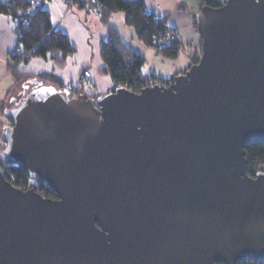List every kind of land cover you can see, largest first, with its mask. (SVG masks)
<instances>
[{"label": "water", "instance_id": "95a60500", "mask_svg": "<svg viewBox=\"0 0 264 264\" xmlns=\"http://www.w3.org/2000/svg\"><path fill=\"white\" fill-rule=\"evenodd\" d=\"M201 55L170 84L72 94L35 77L5 114L0 264H237L264 260V0L196 15Z\"/></svg>", "mask_w": 264, "mask_h": 264}, {"label": "trees", "instance_id": "16d2710c", "mask_svg": "<svg viewBox=\"0 0 264 264\" xmlns=\"http://www.w3.org/2000/svg\"><path fill=\"white\" fill-rule=\"evenodd\" d=\"M48 1L0 0V13L10 15L16 20L17 42L24 47L23 52H13L15 63L22 59V62H24L31 56L39 55L50 57L57 66L64 67L68 58L74 53L75 47L69 35L63 29L54 26L52 15L48 8ZM69 1H72V4L79 8L95 7L96 11L100 13L102 22L107 26L108 36L101 46L104 66L100 69V72L110 75L114 81V86L110 90H114L118 86H126L133 91H140L151 85L150 80L153 83H155V80L157 81L158 78L155 75H150L144 70L145 56L121 38L118 29L110 25V19L115 12L123 11L126 23L135 29L138 37L143 42L153 47L155 45L152 40L155 37H161L168 31L173 30L169 28L165 19H161L159 18L160 16L149 11L144 0ZM202 5L218 7L221 2L219 0H205ZM163 53L168 57L177 58L181 53L177 41L163 49ZM199 57L193 58L189 66L197 62ZM186 69L168 78L161 79V83L167 85L172 83L175 75L184 72ZM13 72L18 77L17 80L24 85L35 77L45 82L54 83L60 88L66 85L58 75L50 72H23V74L27 75L25 79L20 78L22 72L18 68H14ZM89 86L81 82L71 90L72 94L87 93L90 96L97 97L100 93L90 92L87 88ZM4 111L6 112V110ZM8 119L11 122L9 117ZM245 148L249 158V173L255 176L258 171H264V141L247 144ZM0 165L9 170L8 178L13 176L19 183L28 184L30 182L36 190H40L47 197H57L56 192L49 184L39 177H31L24 166L2 159H0ZM237 264H264V260L243 258Z\"/></svg>", "mask_w": 264, "mask_h": 264}, {"label": "crops", "instance_id": "0c3cea01", "mask_svg": "<svg viewBox=\"0 0 264 264\" xmlns=\"http://www.w3.org/2000/svg\"><path fill=\"white\" fill-rule=\"evenodd\" d=\"M149 11L164 18L169 28L179 31L177 44L181 53L171 58L153 46L143 42L135 29L126 23L125 13L115 12L110 25L116 27L121 38L132 45L146 58L144 70L150 75L168 78L186 69L193 58L201 55L202 38L196 27V15L202 8V0H144ZM224 2L225 0H219ZM52 21L56 28L63 29L75 47L64 67L57 66L50 57L34 55L20 62V78L23 72H50L58 75L65 84H80L85 68L92 72L94 83L90 85L94 93L109 91L114 86L111 76L100 72L104 66L101 52L102 42L108 36L107 26L102 22L95 7L79 8L69 0H52L48 4ZM17 44L16 20L0 13V142L3 141L4 125L10 121L4 110L13 107L24 91V84L17 80L12 65L14 47ZM14 101V102H13Z\"/></svg>", "mask_w": 264, "mask_h": 264}, {"label": "built area", "instance_id": "2783aa9c", "mask_svg": "<svg viewBox=\"0 0 264 264\" xmlns=\"http://www.w3.org/2000/svg\"><path fill=\"white\" fill-rule=\"evenodd\" d=\"M52 0H49L48 3H50ZM205 0H202V2H204ZM70 3L72 4L73 2L70 1ZM98 13V16L100 17V13ZM161 19H164L162 17H159ZM18 36V34H17ZM179 37V31L178 30H170L168 31L165 35L161 36V37H155L152 42L153 44L155 45V47L158 49V50H163L169 46H171L173 43H175L177 41ZM24 51V47L21 43H18L15 45L14 47V52H23ZM27 56V55H25ZM23 59L21 61H19L18 63L22 62ZM81 82L86 84V85H92V73H91V70L90 69H87L85 68L82 72V75H81ZM157 82V81H156ZM159 82V81H158ZM155 83H153V81L151 82V85H153ZM76 85L72 84V83H68L66 84V87L68 89H73ZM7 146V142L6 141H1L0 142V150L2 149H5ZM1 166V165H0ZM2 169L4 170L5 174H6V177L8 178V175L10 174L9 170L4 167V166H1ZM9 181H11L15 186L17 187H20L24 190H27V188H35L33 185H31L32 183H28V184H25V183H19L15 177L11 176V178H8ZM31 186V187H30ZM37 191L41 192L40 190L37 189ZM42 193V192H41ZM43 194V193H42ZM44 196H46L45 194H43Z\"/></svg>", "mask_w": 264, "mask_h": 264}, {"label": "rangeland", "instance_id": "374dc122", "mask_svg": "<svg viewBox=\"0 0 264 264\" xmlns=\"http://www.w3.org/2000/svg\"><path fill=\"white\" fill-rule=\"evenodd\" d=\"M120 12H121L122 14H124L123 11H120ZM178 38H179V37H178ZM177 40H178V39H177ZM154 48L157 49L156 47H154ZM157 50H158V49H157ZM158 51H160V50H158ZM160 52L163 53V50H161ZM201 52H202V50H201ZM19 65H20L19 63H15L14 66H13V68H18ZM87 69H89V68H87ZM82 72H83V71H82ZM91 73H92V72H91ZM81 75H82V73H81ZM156 78H158V79H157V82H158L159 80H160L159 82H161V79H164V78H162V77H157V76H156ZM92 81H93V76H92ZM150 81L152 82V80H150ZM157 82H156V80H155V83H157ZM93 83H94V81L92 82V84H93ZM73 85H74V84H73ZM75 85H76V84H75ZM65 86H66V85H65ZM87 88H88L89 91H91V87H90V86L87 87ZM71 90H72V89H71Z\"/></svg>", "mask_w": 264, "mask_h": 264}]
</instances>
